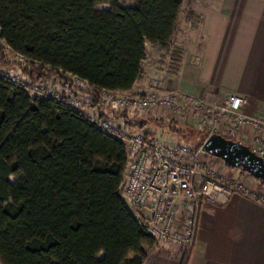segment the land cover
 I'll list each match as a JSON object with an SVG mask.
<instances>
[{"label":"trees","instance_id":"16d2710c","mask_svg":"<svg viewBox=\"0 0 264 264\" xmlns=\"http://www.w3.org/2000/svg\"><path fill=\"white\" fill-rule=\"evenodd\" d=\"M182 3L0 0V63H6L4 42L27 61L24 72L31 80H59L72 94L71 77H78L99 107L103 91L133 88L146 44L168 57L170 75L178 74L182 52L173 37ZM98 5L109 8L97 12ZM67 102V96L55 101L0 79V262L142 264L156 240L121 197L125 144ZM153 123L192 148L205 138L173 121L133 125L155 137L142 131Z\"/></svg>","mask_w":264,"mask_h":264},{"label":"crops","instance_id":"0c3cea01","mask_svg":"<svg viewBox=\"0 0 264 264\" xmlns=\"http://www.w3.org/2000/svg\"><path fill=\"white\" fill-rule=\"evenodd\" d=\"M173 47L182 52L178 74L170 75L168 57L146 44L142 73L128 93L178 89L212 102L235 94L247 100L243 114L264 118V0H183ZM99 115L116 117L113 121L129 135L138 131L133 124L149 119L121 117L106 104L99 106ZM155 125H142V131L153 132ZM234 176L264 193V183ZM184 215L181 210L178 220ZM183 257L182 248L156 241L142 264H264V206L238 194L223 205L204 200L193 248L184 262Z\"/></svg>","mask_w":264,"mask_h":264},{"label":"built area","instance_id":"2783aa9c","mask_svg":"<svg viewBox=\"0 0 264 264\" xmlns=\"http://www.w3.org/2000/svg\"><path fill=\"white\" fill-rule=\"evenodd\" d=\"M2 45L9 56L13 55L14 62H24L20 54L14 53L4 42ZM15 65L11 71L0 70V79L30 93H44L55 101L70 92L61 85L51 87L50 81L46 85L31 83L23 77L21 66ZM71 80L74 92L67 96V106L125 144L128 169L121 188L123 201L133 212L146 210L149 213L146 221L149 234L156 241L182 248L183 262L193 248L204 200L223 205L238 194L264 206L263 192L251 190L236 179L218 177L206 164V154L200 147L192 148L179 140L160 141L141 131L129 135L115 121L100 117L93 109L92 100L85 95L90 90L88 83L75 76ZM101 100L119 114L139 116L157 111L180 126L186 122L198 130L205 128L209 135L216 133L240 142L244 135L245 145L264 158V118L243 114L247 100L238 95L228 94L221 101L212 102L176 89H158L143 96L103 91ZM181 210L185 215L179 221Z\"/></svg>","mask_w":264,"mask_h":264},{"label":"rangeland","instance_id":"374dc122","mask_svg":"<svg viewBox=\"0 0 264 264\" xmlns=\"http://www.w3.org/2000/svg\"><path fill=\"white\" fill-rule=\"evenodd\" d=\"M123 1H124L125 4H129L131 2V0H123ZM108 8H109L108 5H98L96 7V11L97 12H101V11H104V10H108ZM186 8H188V6H184V9H186ZM2 51H3V55L5 57V61L4 62H6V63L5 64L0 63V70L4 69L6 71H11L16 66L15 64H17V65L21 66V73H22L23 77H25V79L27 81H30L31 83H34L35 84V83L38 82V83H44V85H46L45 83H47V81H50L51 82L50 83L51 87H53L55 85H59V86L61 85V82L59 80H53L51 78H49V79L47 78V79L39 80V81L31 80L27 76V74H25V72H24V66H25L24 64H25V62L27 63V61L24 60V62H21V63L18 62V63H16V62H14L11 59V57L13 55L9 56L5 52L4 46L2 47ZM5 68H8V69H5ZM52 82H53V84H52ZM71 82H72V80H71ZM78 87H83V86L82 85H79ZM55 88H57V87H55ZM62 88H65V87H62ZM156 90H158V88H154L152 91H156ZM176 90H178V89H176ZM124 93H128V92H124ZM32 94H37V95H41V96H44L45 95L44 93H41V94L40 93H32ZM64 94H66V93H64ZM128 94H130V93H128ZM63 97L66 99V95H64ZM93 109H94L95 113H98V115H99V107L96 106V105H94V108ZM186 112L187 113H190V110L187 109ZM141 115H147L148 118H149L148 120H150V121H156V122H159V121L160 122H166V121L170 122V121H173V119L168 118V116H166L165 113H161V112H157V111L145 112V113H143ZM157 115L159 117H157ZM134 116L136 117L137 115H134ZM173 123H175L177 126L182 127V128L190 127L191 129L198 130L196 127H194V126H192V125H190L189 123H186V122L182 126H180L178 123H176L174 121H173ZM153 128H154L153 129L154 130L153 132L155 133L154 136H155V138L157 140H160V141H175V140H177L174 137V135L172 133H170L168 130L164 129V127H159V126L155 125ZM144 131H147V130L145 129ZM199 131H201L204 134L205 138L209 135L208 134V131H206L205 128L202 129V130H199ZM204 160L206 161V164L211 168V170L213 172H215V174L218 177H220L221 179H229V178L235 179L236 178L234 176V173L235 172L239 173L240 178H242V176H244V175H247L246 173L241 172L240 169H232V168L227 167L221 160H219L217 158H213V157H210V156L206 155L205 158H204ZM248 177H250V176L248 175ZM250 179H253V178H250ZM10 181L13 182V181H15V179L14 178H10ZM134 213L136 215H139L140 217H142L146 221L149 220V213L146 212V210L134 211ZM0 264H1V262H0Z\"/></svg>","mask_w":264,"mask_h":264},{"label":"water","instance_id":"95a60500","mask_svg":"<svg viewBox=\"0 0 264 264\" xmlns=\"http://www.w3.org/2000/svg\"><path fill=\"white\" fill-rule=\"evenodd\" d=\"M200 149L204 154L221 160L229 168L240 169L251 178L264 182V158L240 141L212 133L203 140Z\"/></svg>","mask_w":264,"mask_h":264}]
</instances>
